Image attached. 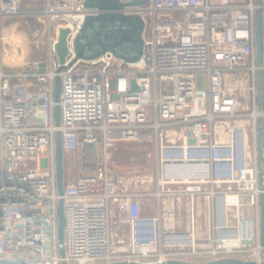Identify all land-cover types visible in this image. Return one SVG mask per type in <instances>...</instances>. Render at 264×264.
Returning a JSON list of instances; mask_svg holds the SVG:
<instances>
[{
    "label": "built area",
    "instance_id": "1",
    "mask_svg": "<svg viewBox=\"0 0 264 264\" xmlns=\"http://www.w3.org/2000/svg\"><path fill=\"white\" fill-rule=\"evenodd\" d=\"M257 8L264 71V0H149L126 6L125 13H140L145 21L138 65L110 52L73 61L74 38L85 17L98 10L86 8L84 0H45L37 13L44 18L46 56L30 68L8 70L0 55V259L42 264L263 259ZM22 10L23 0H0V34L4 19ZM61 27L70 30V52L66 69L59 71ZM57 75L62 79L60 126L54 120ZM58 130L65 164L74 169H65L63 195L57 191ZM127 141L155 145V193L117 186L112 150ZM147 195L157 199L151 215L143 213ZM178 197L191 199L192 207L201 198V224L193 209L186 228L164 229L162 204ZM60 198L64 257L57 234ZM114 223L129 227L121 250L115 249Z\"/></svg>",
    "mask_w": 264,
    "mask_h": 264
},
{
    "label": "water",
    "instance_id": "2",
    "mask_svg": "<svg viewBox=\"0 0 264 264\" xmlns=\"http://www.w3.org/2000/svg\"><path fill=\"white\" fill-rule=\"evenodd\" d=\"M149 0H84L86 8L97 9L96 14H88L74 38L73 51L75 58L82 60H95L105 53H112L115 57L122 59L130 65H138L143 62L145 47L144 28L145 21L140 13H125L123 8L126 6H140L148 3ZM260 0H255L258 4ZM255 22V63L258 66L256 71V98L257 110L262 112L264 108V71L262 64V27L261 12L257 8L254 16ZM69 28L61 27L59 29L58 42L56 44L57 55L61 66L59 71L66 69L64 65L70 52L68 45ZM45 63H40V71L45 70ZM135 87V85H134ZM136 88V87H135ZM62 91V79L59 75L55 77L53 96L56 102L54 106V120L57 126L62 122V107L60 105V96ZM257 147L259 154V178L260 187L264 189V124L262 116L257 119ZM190 139V142H194ZM55 159H56V177L57 191L60 195L64 194L66 170L65 155L62 146V131L58 130L55 134ZM260 230L261 243L264 246V192L260 196ZM58 217V242L60 255L65 256L64 236H65V211L64 198H60L57 206ZM264 254V250H263ZM0 264H42L33 259L23 257L14 259H0ZM62 264H69L66 260ZM105 264H264V258L261 260L244 259L238 257L219 258L209 261H188L183 259L171 258L157 262H143L136 260H117Z\"/></svg>",
    "mask_w": 264,
    "mask_h": 264
},
{
    "label": "rangeland",
    "instance_id": "3",
    "mask_svg": "<svg viewBox=\"0 0 264 264\" xmlns=\"http://www.w3.org/2000/svg\"><path fill=\"white\" fill-rule=\"evenodd\" d=\"M45 0H23V10L16 16H7L1 28L0 55L2 65L7 69L5 60L7 55L11 58L9 65L11 70H24L30 68L34 61L43 59L47 52L46 35L43 31L44 18L37 13L42 8ZM6 26L11 28V35L8 34ZM42 32V33H41ZM40 34V35H39ZM11 50V51H10ZM152 142L148 141H127L120 142L113 154L112 165L117 170L120 169L121 161L130 159L132 165L137 168L145 167V173L149 182L139 185V189L145 193H155V171L154 165L156 156ZM70 165L65 164V169ZM70 172L74 169L70 168ZM154 180V182H153ZM146 210L144 214L151 215V209L156 208L157 199L153 195H147L145 198ZM168 200L162 204L163 227L166 230L176 228L181 230L186 228V218L189 216L188 200L180 201ZM180 202V203H179ZM176 207L179 211L176 210ZM181 221V222H180ZM176 222V223H174Z\"/></svg>",
    "mask_w": 264,
    "mask_h": 264
},
{
    "label": "crops",
    "instance_id": "4",
    "mask_svg": "<svg viewBox=\"0 0 264 264\" xmlns=\"http://www.w3.org/2000/svg\"><path fill=\"white\" fill-rule=\"evenodd\" d=\"M118 143H120V142H118ZM118 143L114 146V148L112 150L113 154L117 148ZM153 147H154V149H153L154 154L156 156L155 145H153ZM112 159H113V156H112ZM111 164H112V162H111ZM111 170L113 172V178H114L117 186L123 190L142 191L138 188L139 185H141L142 183L145 184L146 182H149L151 180V179L149 180V178L147 179L148 176H146L147 174L145 173V171H146L145 167L141 166V168H137L136 166L132 165V161L130 159H126L125 161L124 160L121 161L119 170L114 168L113 165L111 166ZM154 171H155V183H156L155 185H156V189H157L158 173H157V169H156V162L154 165ZM153 182H154V180H153ZM178 198H170L169 200H173L172 202L174 203V201L177 200ZM178 201L181 202V201H183V199H180ZM181 204H182V202H181ZM146 209L147 208L145 206V201H144L143 212L147 211ZM193 209H194V213H195L196 218H198L199 222H200L202 219L201 218L202 217V200H201V198L197 197L195 199V203H194V207H192V211H193ZM176 210L179 211L177 207H176ZM156 211H157L156 208L154 209V207H153V209H151V214L156 213ZM145 215H149V214L146 213ZM189 216H185L187 225H188ZM174 223H176V222H174ZM201 223L202 222H200L199 224H201ZM128 230H129V227L126 224H121V223H114L113 224L112 235H113V241L115 243V249L116 250H121V249L126 248V246L128 244V236H129ZM122 240H123V243L120 244V241H122Z\"/></svg>",
    "mask_w": 264,
    "mask_h": 264
},
{
    "label": "bare ground",
    "instance_id": "5",
    "mask_svg": "<svg viewBox=\"0 0 264 264\" xmlns=\"http://www.w3.org/2000/svg\"><path fill=\"white\" fill-rule=\"evenodd\" d=\"M6 29H7V31H8V34H10L11 35V33H9V32H11V28H9V27H7L6 26ZM42 33V32H41ZM40 35V34H39ZM11 51V50H10ZM7 57H8V59H10V60H5V62H6V66H7V69L8 70H11V66L9 65V63H11V58H10V56H8L7 55ZM34 63V62H33ZM229 78H231L230 77V75H229ZM241 84H242V82H241ZM180 199H187L188 200V207H189V215H191L192 214V201H191V199H188V198H186V197H179L177 200H180Z\"/></svg>",
    "mask_w": 264,
    "mask_h": 264
}]
</instances>
